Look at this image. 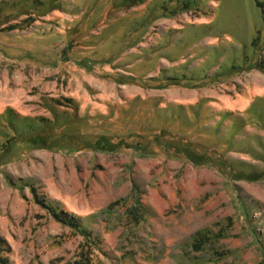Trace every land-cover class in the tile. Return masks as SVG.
<instances>
[{"label": "rangeland", "instance_id": "obj_1", "mask_svg": "<svg viewBox=\"0 0 264 264\" xmlns=\"http://www.w3.org/2000/svg\"><path fill=\"white\" fill-rule=\"evenodd\" d=\"M0 264H264V0H0Z\"/></svg>", "mask_w": 264, "mask_h": 264}]
</instances>
